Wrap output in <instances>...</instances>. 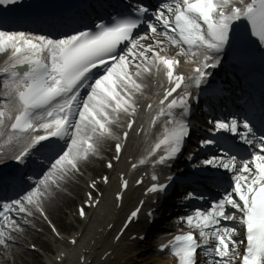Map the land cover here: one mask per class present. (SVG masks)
Masks as SVG:
<instances>
[{
  "label": "snow or ice",
  "instance_id": "6c2138e0",
  "mask_svg": "<svg viewBox=\"0 0 264 264\" xmlns=\"http://www.w3.org/2000/svg\"><path fill=\"white\" fill-rule=\"evenodd\" d=\"M21 3L0 0V54H7L0 67V165L13 161L20 169L6 178L11 195L0 192V245L5 247H14L38 217L62 239L51 213L97 157L106 169L121 161L150 75L158 78L160 91L147 104L148 129L139 125L149 138L139 164L152 169L146 192L158 203L174 182L172 165L193 135L194 104L213 91L212 70L238 43L241 22L250 25V36L264 54V0H129L126 11L91 24L53 22L48 31L6 28L5 13ZM170 46L179 49L173 56L164 54ZM181 57L187 70L178 69ZM208 123L212 135L198 143L217 152L200 163L220 191L211 200L196 189L176 193L185 207L190 201L208 206L179 215L188 230L169 233L172 239L156 252L167 250L176 264H264V106ZM217 134L240 143L225 146ZM106 151L111 158L104 160ZM102 181L110 178L102 176ZM135 183L143 185L144 178ZM89 187L76 208L78 217L101 203L93 194L96 181ZM129 189L123 179L115 197L119 206ZM143 212L145 220L162 223L156 210L145 209L140 200L125 217L117 241L146 240L128 234ZM78 243L76 237L70 240ZM31 248L39 252L36 244Z\"/></svg>",
  "mask_w": 264,
  "mask_h": 264
},
{
  "label": "bare ground",
  "instance_id": "6f19581e",
  "mask_svg": "<svg viewBox=\"0 0 264 264\" xmlns=\"http://www.w3.org/2000/svg\"><path fill=\"white\" fill-rule=\"evenodd\" d=\"M170 47H168L167 50H169ZM185 65V63H184ZM154 76V75H153ZM104 153H109V152H104ZM99 157H97L95 159V161L92 163V165L90 167H87L86 169H84V173L85 175H89V172H91V170H93L94 172L98 171V170H101L103 167L102 165L99 163ZM84 178V177H83ZM83 179L82 177H79L77 180L73 181L67 188L70 189L71 191H74L78 194H80L81 190L83 189V183L81 182ZM75 200H73L72 197H70V195L66 192L63 196L60 197L59 199V203L56 205V208H55V211L52 212L51 214L60 222H64V219H63V216H62V212H63V206L65 205H72V203H74ZM57 213V214H56ZM65 223V222H64ZM26 235H29L31 238L33 237H36L34 234L32 233H27ZM125 244H127V247H125L124 249L120 250V252H127L130 250V246L133 245L132 242H127L125 241L124 242ZM47 244V243H45ZM144 248L143 244H138L134 249H136L135 251L136 252H139L140 250H142ZM12 252L14 254V258L17 260H23L24 257L23 255L26 254V252L21 249V247L19 246H15L12 248ZM130 255V254H129ZM128 255V256H129ZM102 257V256H101ZM67 261V257H64L62 259L61 262H58V261H53V262H49L48 261V264H65ZM96 264H108L107 263H104V262H101V261H96ZM110 264H137V261L135 262H132V261H120V262H113V263H110Z\"/></svg>",
  "mask_w": 264,
  "mask_h": 264
}]
</instances>
